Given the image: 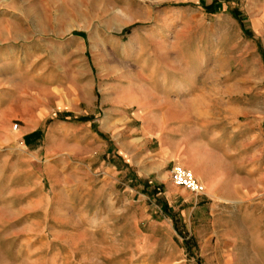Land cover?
<instances>
[{"label": "rangeland", "instance_id": "374dc122", "mask_svg": "<svg viewBox=\"0 0 264 264\" xmlns=\"http://www.w3.org/2000/svg\"><path fill=\"white\" fill-rule=\"evenodd\" d=\"M49 1L40 18L29 0H0L6 80L63 87L71 124L103 118L124 90L147 83L228 89L258 116L264 161V0H215L214 10L205 5L213 0ZM45 41L47 50L67 45L68 55L31 56ZM53 116L44 133L65 111ZM74 127L54 132L53 153L31 160L37 202L19 221L16 248L7 251L14 264H264V186L244 202L178 190L166 209L154 183L109 150L108 134H99L94 157V140ZM82 172L84 185L77 180Z\"/></svg>", "mask_w": 264, "mask_h": 264}, {"label": "crops", "instance_id": "0c3cea01", "mask_svg": "<svg viewBox=\"0 0 264 264\" xmlns=\"http://www.w3.org/2000/svg\"><path fill=\"white\" fill-rule=\"evenodd\" d=\"M29 1L35 4L31 8H38L40 18H43L42 11L52 5L49 0ZM35 26L42 29L43 25L35 21ZM77 40L81 43L83 39L78 36ZM46 44L45 41L41 48L40 43H35L36 48L29 50L31 56H41L42 51L45 52L43 57L68 55L67 45L53 51L47 50ZM5 57L1 51V264L16 263L7 251L16 248L11 241L19 232L21 217L31 214V209L36 207V197L32 193L37 185V172L31 160L45 153L51 155L54 132L62 134L74 125L79 128L80 136L87 133V138L94 140L93 156L101 152L99 134H108L109 150L132 174L154 183L166 209L169 200H175L178 190H188L169 181L174 164L192 169L205 184V192L196 193L203 200L244 202L260 195L264 186L260 121L254 113L246 111L243 102L232 100L228 89L214 92L211 85L200 91L176 82L163 81L154 86L147 83L145 87L124 90L123 97L111 103L103 118L96 117L88 124H71L67 91L63 87L59 90L48 80L26 87L6 80L1 65ZM13 57L19 58L20 53ZM59 70L62 73V67ZM63 111L65 116H58V112ZM54 114L58 116L55 128L50 125L48 133H44V125ZM16 121L22 122L17 129L13 128ZM81 154L86 156L90 152L82 151ZM27 157L29 161L22 160ZM47 167L45 172L49 171ZM82 173L77 180L84 185ZM63 179L61 185L67 186L68 175Z\"/></svg>", "mask_w": 264, "mask_h": 264}, {"label": "built area", "instance_id": "2783aa9c", "mask_svg": "<svg viewBox=\"0 0 264 264\" xmlns=\"http://www.w3.org/2000/svg\"><path fill=\"white\" fill-rule=\"evenodd\" d=\"M171 177L176 184L183 185L195 193H204L206 190L205 184L196 176L194 171L181 164H175L171 168Z\"/></svg>", "mask_w": 264, "mask_h": 264}, {"label": "trees", "instance_id": "16d2710c", "mask_svg": "<svg viewBox=\"0 0 264 264\" xmlns=\"http://www.w3.org/2000/svg\"><path fill=\"white\" fill-rule=\"evenodd\" d=\"M217 4H218V1L213 0V1H211L210 3H208V4L206 3L205 5H206V7H207L209 10H214V9L217 8ZM235 13H236V14H240V11H239L238 9H236ZM175 218H176V217H175ZM174 220H175L176 227L179 228V225H178V221H177V219H174Z\"/></svg>", "mask_w": 264, "mask_h": 264}, {"label": "bare ground", "instance_id": "6f19581e", "mask_svg": "<svg viewBox=\"0 0 264 264\" xmlns=\"http://www.w3.org/2000/svg\"><path fill=\"white\" fill-rule=\"evenodd\" d=\"M0 264H1V262H0Z\"/></svg>", "mask_w": 264, "mask_h": 264}]
</instances>
